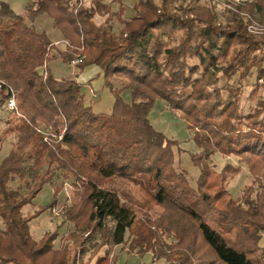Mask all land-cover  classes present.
<instances>
[{
	"label": "trees",
	"instance_id": "16d2710c",
	"mask_svg": "<svg viewBox=\"0 0 264 264\" xmlns=\"http://www.w3.org/2000/svg\"><path fill=\"white\" fill-rule=\"evenodd\" d=\"M76 1L32 0L20 15L0 2V107L14 98L19 112L0 133V153L15 138L0 159V264H78L96 233L103 244L153 261L264 264V100L244 113L243 97L245 82L254 78L259 86L264 76V37L249 34L240 20L219 22L199 0H136L128 19L121 3L113 11L117 0ZM248 10L264 23V0ZM42 15L67 43L62 48L29 26ZM95 17L105 20L96 24ZM113 17L117 33L108 24ZM79 56L70 79L45 67L56 60L70 66ZM91 65L113 96L107 114L92 111L76 82ZM117 75L126 76L118 88L111 82ZM221 78L225 96L212 92ZM158 102L191 132L196 151L154 127L150 113ZM49 130L52 136H44ZM215 154L235 157L238 166L217 172ZM183 155L197 170L193 184L180 166ZM241 165L253 183L234 199L226 187ZM57 173L72 181L61 219L75 226L67 236L79 241V251L55 250L56 229L37 240L30 231L34 218L57 205L62 184L48 207L23 214ZM254 185L260 191L252 199ZM211 213L214 225L204 222ZM170 237L176 243H167ZM96 262L109 264L108 254Z\"/></svg>",
	"mask_w": 264,
	"mask_h": 264
},
{
	"label": "rangeland",
	"instance_id": "374dc122",
	"mask_svg": "<svg viewBox=\"0 0 264 264\" xmlns=\"http://www.w3.org/2000/svg\"><path fill=\"white\" fill-rule=\"evenodd\" d=\"M32 0H0V2H3L7 4L11 10L15 14H22L27 6L31 3ZM157 3H159V0H155ZM83 5L88 6L90 3V0H84ZM117 3L113 4V11H116L118 8V3H120L119 0L116 1ZM200 4H207L211 6L213 12L217 15L219 22L223 23L228 18H234L236 20H239L235 14L230 12L228 9H226L222 5H217L210 0H199ZM131 5V3H125V7H128ZM252 5V4H251ZM251 5H247L245 7H242L241 10L248 12L251 16H253L254 20L259 22V24L264 26V23L260 20V17L257 13H254L252 11H249L248 8ZM129 10L124 11V18L128 19L130 13H128L130 10V6L128 7ZM43 16V15H42ZM131 17V16H130ZM105 18L95 17L94 21L96 24H102L104 22ZM49 22H52L51 19H49L46 15L43 17H39L34 22L29 23V26H32L36 32H47L49 37L51 38L52 42H59L60 40H57L62 38L61 34L58 32V30L55 29ZM113 32H118L120 29L119 23L115 17L111 18L108 23ZM51 27L53 29H51ZM246 28V27H245ZM42 29L44 31H42ZM247 30V29H246ZM249 34L255 36V37H264V34H252L249 31H247ZM264 33V32H263ZM56 36H58L56 38ZM55 40V41H53ZM59 47L61 45L59 44ZM54 53V52H52ZM58 65L51 63L47 64L45 67L48 69H51V72L55 74V71L58 69ZM62 70L68 71L67 66L61 64ZM46 68H44V78L46 77ZM57 74V72H56ZM55 74V75H56ZM59 74V73H58ZM64 75V73L62 72ZM61 75V74H59ZM61 75V76H63ZM66 76V75H64ZM59 78V77H58ZM67 79V77H64ZM237 76L232 77V79L228 82L229 84L234 82L236 80ZM60 79V78H59ZM90 87H82V94L86 97V104L90 105L92 108V111L94 113H104L107 114L111 110L112 104H113V96L108 91L106 87L103 85L102 77H95L92 81ZM111 82L113 83L114 87L118 88L123 83L126 82V76L125 75H117L114 79H111ZM226 83L225 78H221L220 82L218 83V87L214 89L212 92L214 94H220L225 96L226 91H224L223 85ZM88 88H91L94 91V94H96V97L93 99L90 97L88 93ZM2 88H0L1 90ZM244 102H245V111L246 113L249 109L253 108L255 103L258 100H264V89L261 86H257L254 83V78L248 79L244 86ZM206 94H208L206 92ZM13 97V96H12ZM129 96H127L128 98ZM126 98V97H125ZM126 98V100H127ZM14 101V98H12ZM9 100H6L2 106L0 107V133L5 129L6 122L8 120V117L12 112H15V114H18V110L16 108V104L14 101V109H10L8 106ZM177 116L169 111H167L164 108L163 103H157L155 107L152 109L150 113V119L154 125V127L161 132H164L165 135H168L172 137L173 139H176L181 142V146L185 148L186 150L190 152L196 151L195 147L193 146L190 136L191 132L186 129L184 123L176 118ZM45 126L41 123H38V128H44ZM44 136H52L51 131H46V135ZM15 141L14 136H9L6 141L3 143L1 147V153H0V159H2L4 156L7 155L8 151L11 148V144ZM212 165L214 169L219 172L226 164H230L234 167H237V161L235 157H222L219 154H215L212 156ZM188 158L186 155H183L180 159V166L186 170L188 173L189 181L193 184L195 177L197 176V170L191 166L189 163ZM43 171V168H42ZM264 172V171H263ZM264 174V173H263ZM253 183V178L250 176L249 172L247 171V167L245 165H241V171L238 175L230 178L227 184V190L231 194V196L236 199L239 198L245 188L250 186ZM16 183L14 182V185ZM62 184V187L59 191L58 197H57V205L55 208V214L52 212V209L49 211H43L39 214L38 217L34 218L30 223V231L34 239H39L42 237L43 234L50 232L54 229L57 230L58 236L55 240L53 247L55 250H60L65 248L68 252L70 249L73 248L79 251L80 244L79 241H74L67 235H70L72 232L76 231V228L74 225L69 223H62L61 219V206L63 203L67 202L69 203L71 194H72V181L71 180H64L62 177V173H57V175L51 180V182L43 187V189L37 194V196L32 201L31 205H28L23 208V214L24 215H33L35 212L42 210L43 208L48 207L52 201H53V189L56 187H59ZM144 185L148 187V185L144 182ZM132 189V193L135 197H143L142 192L139 191L136 186L129 185ZM260 191L259 186L254 185V193L252 196V199H254L255 195ZM161 209L159 207H155L153 209V212L157 215L161 213ZM152 212V213H153ZM151 213V214H152ZM155 219L153 216L151 217ZM204 222L209 225H214L213 220V213L208 215ZM109 226L113 227V224L110 223ZM2 232V224L0 222V233ZM128 235H126L127 237ZM167 243L174 244L176 241L173 237L165 239ZM3 241L6 243L9 242L8 237H4ZM260 247L264 249V235H262L260 243ZM85 251L83 254L80 255L78 264H94L100 256L109 255L110 251H112V247L109 243L103 244L102 235L100 233H96L95 236L91 237L90 240H88L85 244ZM79 256V254H77ZM77 256V257H78ZM132 260V258H131ZM138 260V258L136 259Z\"/></svg>",
	"mask_w": 264,
	"mask_h": 264
},
{
	"label": "crops",
	"instance_id": "0c3cea01",
	"mask_svg": "<svg viewBox=\"0 0 264 264\" xmlns=\"http://www.w3.org/2000/svg\"><path fill=\"white\" fill-rule=\"evenodd\" d=\"M119 1L124 7H125V3H127V2L131 3V5H129L130 9H132L133 5L136 3V0H119ZM128 7H125V11L129 10ZM128 13H130V14H128L130 17V16H132L133 11L130 10ZM43 16H41V17H43ZM49 23L54 27L53 22H49ZM51 29H53V28L51 27ZM42 31H44V30L42 29ZM45 33L47 34L49 40L52 42L48 33L47 32H45ZM57 37L58 36H56V38ZM57 40L61 41L62 38H60V39L57 38ZM53 41H55V40H53ZM52 63L58 65L57 66L58 69L55 71V74H56V72H57V74L56 75L54 74L55 77H57V78L59 77L61 79L64 77H67V79H70L74 76L75 69L73 67L67 66V70L68 69L69 70L65 71V70H62L61 63L59 61L56 60ZM49 71H51L50 68H49ZM62 72L66 76H64L62 74ZM58 73L63 75V76L59 75ZM99 75H100V70L98 67L93 66V65L87 66V67L83 68L82 73L79 75V77L76 78V82L79 83L82 87H84V86L90 87L91 83H93L92 82L93 79L95 77H98ZM84 101L86 103V97L85 96H84ZM120 247H121V245H115L112 247V251H110V254L108 255L109 264H111V263L112 264H172V263H166L163 259L153 261L150 254H147L142 258H140L136 255H130V254H127L126 252L122 251ZM100 257H103V256H100ZM131 258H132V260H131ZM137 258H138V260H136ZM93 263L95 264L97 262L95 261Z\"/></svg>",
	"mask_w": 264,
	"mask_h": 264
},
{
	"label": "built area",
	"instance_id": "2783aa9c",
	"mask_svg": "<svg viewBox=\"0 0 264 264\" xmlns=\"http://www.w3.org/2000/svg\"><path fill=\"white\" fill-rule=\"evenodd\" d=\"M84 0H77L75 2V7H80L83 5ZM211 2L222 5L226 9H228L230 12L236 15V17L245 25L247 31H249L252 34H264V26L259 24L256 20H254L253 16H251L248 12H245L241 10L242 7H245L247 5H251L254 0H210ZM60 43L67 44L66 42H54V45H59ZM84 57H80L77 59H74L71 61L70 66H75L76 64H79L82 62ZM259 86H261L264 89V76L258 80ZM88 93L91 98H95L96 94H94V91L91 88H88ZM8 106L10 109H14V101L9 100ZM55 208L52 209V212L55 214Z\"/></svg>",
	"mask_w": 264,
	"mask_h": 264
}]
</instances>
